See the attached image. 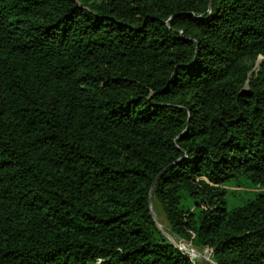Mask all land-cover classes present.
<instances>
[{
    "label": "trees",
    "instance_id": "1",
    "mask_svg": "<svg viewBox=\"0 0 264 264\" xmlns=\"http://www.w3.org/2000/svg\"><path fill=\"white\" fill-rule=\"evenodd\" d=\"M167 235L264 264V0H0V264H209Z\"/></svg>",
    "mask_w": 264,
    "mask_h": 264
},
{
    "label": "rangeland",
    "instance_id": "2",
    "mask_svg": "<svg viewBox=\"0 0 264 264\" xmlns=\"http://www.w3.org/2000/svg\"><path fill=\"white\" fill-rule=\"evenodd\" d=\"M231 190H236L240 195L243 192V189H240V188L238 189L237 187L231 188ZM235 202H236V200L232 201V203H235ZM152 210H153V213L155 215L156 220L161 225V229L165 232V229L169 227L168 222L166 220L165 214L162 211V207L160 206V204L157 201H152ZM167 236L171 241H173L175 244H177L178 247H183L186 252H191L195 257L203 260L204 262L209 263L206 260L208 258V254H206V251L194 248L191 245H188V244L184 243L183 241H180L178 238L172 237L171 235H167ZM209 264H211V263H209Z\"/></svg>",
    "mask_w": 264,
    "mask_h": 264
},
{
    "label": "water",
    "instance_id": "3",
    "mask_svg": "<svg viewBox=\"0 0 264 264\" xmlns=\"http://www.w3.org/2000/svg\"><path fill=\"white\" fill-rule=\"evenodd\" d=\"M153 189H154V187H153ZM152 197H153V193L151 194V200H152ZM153 211V210H152ZM153 213V212H152ZM153 216H154V218H155V215L153 214ZM155 220H156V218H155ZM156 223H157V225H159V223L157 222V220H156ZM160 227V226H159ZM211 262V264H215V263H213L212 261H210Z\"/></svg>",
    "mask_w": 264,
    "mask_h": 264
}]
</instances>
